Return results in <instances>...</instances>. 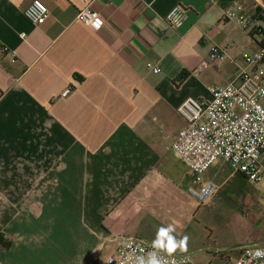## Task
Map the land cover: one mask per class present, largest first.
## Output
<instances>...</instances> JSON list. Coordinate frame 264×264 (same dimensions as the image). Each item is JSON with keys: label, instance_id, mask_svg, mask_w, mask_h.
Listing matches in <instances>:
<instances>
[{"label": "crops", "instance_id": "obj_1", "mask_svg": "<svg viewBox=\"0 0 264 264\" xmlns=\"http://www.w3.org/2000/svg\"><path fill=\"white\" fill-rule=\"evenodd\" d=\"M33 1L0 0V264H92L120 237L194 254L218 193L206 205L189 193L172 148L186 127L178 108L211 100L261 47L223 16L236 3L255 15L264 0H40L51 12L40 26L24 14ZM176 6L180 29L166 20ZM86 7L101 30L77 19ZM213 46L229 57L212 62ZM220 163L207 180L254 184Z\"/></svg>", "mask_w": 264, "mask_h": 264}, {"label": "built area", "instance_id": "obj_2", "mask_svg": "<svg viewBox=\"0 0 264 264\" xmlns=\"http://www.w3.org/2000/svg\"><path fill=\"white\" fill-rule=\"evenodd\" d=\"M24 14L29 22L40 26L51 12L42 1L34 0ZM77 19L96 31L105 25L102 15L90 7L80 10ZM166 20L172 28L180 29L186 20L185 9L176 6ZM223 21H233L244 31L264 39V10L255 15L242 13L236 3L225 12ZM228 57L227 49L212 47V62ZM241 63L232 82L210 88L211 100L188 98L178 108L186 127L172 148L188 169L189 193L202 205L210 203L220 189L217 182L206 179L208 171L220 162L254 184L264 182V48L243 53ZM207 66L204 61L198 71ZM151 68L155 74L162 72L157 65ZM71 91L67 89L65 95ZM257 252L264 253V246L244 249L231 264H264V255L257 256ZM152 254L160 264H199L193 255L169 254L134 237L118 238L104 264H140L141 259L147 264Z\"/></svg>", "mask_w": 264, "mask_h": 264}, {"label": "rangeland", "instance_id": "obj_3", "mask_svg": "<svg viewBox=\"0 0 264 264\" xmlns=\"http://www.w3.org/2000/svg\"><path fill=\"white\" fill-rule=\"evenodd\" d=\"M256 40L260 43L263 38L256 36ZM220 164L224 174L231 173L228 164ZM263 184L232 181L220 188L214 204L204 210L203 232L195 235V252L190 255L199 264H231L244 249L264 246ZM112 248L92 264H103Z\"/></svg>", "mask_w": 264, "mask_h": 264}, {"label": "clouds", "instance_id": "obj_4", "mask_svg": "<svg viewBox=\"0 0 264 264\" xmlns=\"http://www.w3.org/2000/svg\"><path fill=\"white\" fill-rule=\"evenodd\" d=\"M166 231H168V230H163V229L161 230V232H164V233ZM169 241H171L172 247H171V250L169 251V249H168V251L171 252L177 247V244L173 242L171 237H169ZM186 243H187V237H185L184 240L179 242L178 246L181 248V250H186ZM256 255L257 256L264 255V253L257 252ZM140 264H145V262L141 259ZM147 264H160V262L155 258V255L152 254L150 259L148 260Z\"/></svg>", "mask_w": 264, "mask_h": 264}, {"label": "trees", "instance_id": "obj_5", "mask_svg": "<svg viewBox=\"0 0 264 264\" xmlns=\"http://www.w3.org/2000/svg\"><path fill=\"white\" fill-rule=\"evenodd\" d=\"M261 12H262V10H260L258 13H261ZM250 36H251V38H252L254 41H256V36H257V35H256L255 33H251ZM258 44H259V46H261L262 48H264V39L262 40L261 43H258ZM0 245H1V246H4L5 248H9V246H10V244H7V243L5 242L3 236H0Z\"/></svg>", "mask_w": 264, "mask_h": 264}, {"label": "snow or ice", "instance_id": "obj_6", "mask_svg": "<svg viewBox=\"0 0 264 264\" xmlns=\"http://www.w3.org/2000/svg\"><path fill=\"white\" fill-rule=\"evenodd\" d=\"M99 23V22H98Z\"/></svg>", "mask_w": 264, "mask_h": 264}]
</instances>
